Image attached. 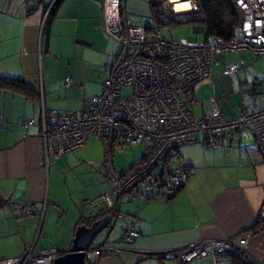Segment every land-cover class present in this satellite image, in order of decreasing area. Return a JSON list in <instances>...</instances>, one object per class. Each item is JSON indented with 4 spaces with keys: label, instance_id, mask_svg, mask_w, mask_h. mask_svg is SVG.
<instances>
[{
    "label": "crops",
    "instance_id": "obj_1",
    "mask_svg": "<svg viewBox=\"0 0 264 264\" xmlns=\"http://www.w3.org/2000/svg\"><path fill=\"white\" fill-rule=\"evenodd\" d=\"M55 1L0 0V77L22 78L35 93L30 97L0 84V260L18 257L28 247L36 252L46 248L66 252L80 218L91 216L85 205L96 198L92 178L86 186L88 192L76 189L69 193L67 205L58 192L63 170L83 164L88 169L84 174L96 172L97 136H90L81 147L47 164L41 153L42 115L52 108L67 112L86 108L109 76L120 42L106 30L105 0H64L44 33ZM219 66L217 56L213 76ZM67 77L74 80L70 86L65 84ZM218 79L210 76L195 84L190 107L196 119L211 113L214 100L218 105L215 96L211 104H199L203 86L224 93ZM245 82L238 81L242 96L236 105L238 114L219 107L222 112L233 117L244 111L243 96L252 88ZM32 118L36 122L24 127L23 120ZM145 149L139 162L148 152ZM178 154L173 165L191 166L193 174L171 198L161 192L143 194L142 184L126 194L120 207L123 217L106 242L121 246L131 226L140 235L121 246L118 253L102 257L99 264H172L163 260L162 251L207 238L239 241L248 235L242 249L251 261L264 264V229L258 230L256 225L264 198V157L251 132L241 130L237 140H226L219 148L203 142L186 144L173 158ZM109 181L101 180L104 193L111 187ZM26 203L35 204L39 213L24 216L20 206ZM56 212L60 216L70 213L64 221L72 224L65 249L47 242L46 225ZM190 264H213V260L200 258ZM228 264L237 263L230 259Z\"/></svg>",
    "mask_w": 264,
    "mask_h": 264
},
{
    "label": "built area",
    "instance_id": "obj_2",
    "mask_svg": "<svg viewBox=\"0 0 264 264\" xmlns=\"http://www.w3.org/2000/svg\"><path fill=\"white\" fill-rule=\"evenodd\" d=\"M128 1L105 0V27L120 42V51L101 91L84 109L67 112L52 108L42 115L41 153L47 164L81 147L92 135L105 146V167L111 187L101 197L87 202L91 214L116 203L120 205L124 196L139 184L143 185V194L154 196L161 192L169 198L175 196L194 172L191 166L171 163L178 149L186 144L203 142L219 148L226 140H237L239 131L248 130L264 157V73L245 94L240 115L225 114L214 100L211 113L198 120L190 107L195 100V84L211 76L220 53L249 51L264 57V0H231L241 13V22L231 39L184 41L165 38L161 27L138 23L127 11ZM144 1L152 6L157 17L200 10L198 0ZM181 4H188V8H178ZM240 69L235 63L227 72L235 76ZM73 83L72 77L65 79L66 86ZM35 122L33 118L25 119L23 126ZM140 144L148 149L144 159L118 172L114 166L117 148L132 149ZM160 164L163 169L156 173ZM20 209L24 216L39 213L33 203L23 204ZM115 217L121 219L123 215L119 212ZM259 219L264 222V198ZM139 235L138 229L129 227L121 246L132 243ZM247 237L239 241L198 240L162 251L161 257L172 264H190L206 257L213 264H228L229 254L244 247ZM121 246L107 242L92 245L86 251L87 264H99L102 257L118 253ZM59 255L55 248L36 252L28 247L22 255L0 260V264H54Z\"/></svg>",
    "mask_w": 264,
    "mask_h": 264
},
{
    "label": "rangeland",
    "instance_id": "obj_3",
    "mask_svg": "<svg viewBox=\"0 0 264 264\" xmlns=\"http://www.w3.org/2000/svg\"><path fill=\"white\" fill-rule=\"evenodd\" d=\"M127 11L130 15L134 16L141 25L154 27L156 29L161 27L165 38L180 41L203 38L202 33H196L195 31V28L200 27V25L191 21V19L199 15L197 12H186L169 17H157L154 14L152 6L144 0H129L127 3ZM218 59L220 61V66L214 76L211 74V78L218 79L220 77L218 83L220 85V91L223 90L224 93L217 94L214 92L213 86H203L199 92V104L201 105L202 102L205 104H211V98L215 96L221 109L224 111L227 109L229 111L226 112L231 115H236L239 110L236 105L239 101H242L241 86H239L238 81H247L249 87L253 85L252 82L254 77L256 76L255 78H258L264 73V58L256 57L249 51H226L220 53ZM232 63L242 66L240 72L235 76L227 74L228 72L226 73V68ZM126 93L128 95L129 91L127 90ZM195 111L198 113L197 109ZM199 119L200 118H198V120ZM145 151L144 144H140L138 147L132 149L117 148L114 152L115 169L119 172L128 168L132 164L139 162ZM179 157L180 155L178 154V157L171 159L172 165L175 164ZM86 168L85 165L80 164L78 166H71L67 171L63 170V173L59 178L58 192L59 198L63 204H69V200H71L69 193H72L76 189L88 192L86 186L87 184L90 185L92 180L96 181V198L101 197L104 193V190L102 191L103 183L101 180L104 178V180L108 179L109 181V178L107 177V169L105 167V146L99 137H96V172L91 173L90 175L89 173L84 174L88 170ZM162 169L163 164H160L155 172H160ZM90 178H92V180ZM85 207L86 210L91 212L89 206L85 205ZM55 214L56 215L48 220L46 225L45 230L49 235L47 242L52 246L58 245L61 249H65L69 247L72 224L69 222L64 223V221L68 219V214L70 213L65 216H60L57 212ZM117 227L115 228L116 230ZM106 232L107 229L97 236L95 243L103 241Z\"/></svg>",
    "mask_w": 264,
    "mask_h": 264
},
{
    "label": "trees",
    "instance_id": "obj_4",
    "mask_svg": "<svg viewBox=\"0 0 264 264\" xmlns=\"http://www.w3.org/2000/svg\"><path fill=\"white\" fill-rule=\"evenodd\" d=\"M63 1L64 0H56L54 4L51 5L47 16L44 33H46V31L48 30L49 24L55 18L57 11ZM198 2L200 10L193 12H197L199 13V15L191 19V21L199 24L203 28V39L209 40L212 37H219L224 40L231 39L234 36L235 31L241 22V13L234 5V3L231 0H198ZM0 84L2 87L14 89L15 91H20L30 97L35 96L34 90L31 89L22 78H11L2 76L0 77ZM121 204L119 205L116 203L111 208L100 209L96 212V216H83L80 218L77 225H91L95 220L108 214L116 216L119 212H121ZM256 225L258 227V230L264 229V222L260 219L258 224ZM96 244L97 243L95 242L93 243V245ZM242 248L243 247H238L235 249V251L231 252L229 254L228 261H230L231 259L232 263L237 264H258L251 261V259H249L248 257V254ZM58 252L62 254L65 251L58 250Z\"/></svg>",
    "mask_w": 264,
    "mask_h": 264
},
{
    "label": "water",
    "instance_id": "obj_5",
    "mask_svg": "<svg viewBox=\"0 0 264 264\" xmlns=\"http://www.w3.org/2000/svg\"><path fill=\"white\" fill-rule=\"evenodd\" d=\"M195 31L196 33H203V28L200 26L195 28ZM91 215L96 216V213ZM118 220L117 217L108 214L95 220L91 225H79L76 228L71 246L55 259L54 264H87L86 251L93 245L97 236L106 229L104 242L108 241V237Z\"/></svg>",
    "mask_w": 264,
    "mask_h": 264
},
{
    "label": "bare ground",
    "instance_id": "obj_6",
    "mask_svg": "<svg viewBox=\"0 0 264 264\" xmlns=\"http://www.w3.org/2000/svg\"><path fill=\"white\" fill-rule=\"evenodd\" d=\"M187 6H188V4H186V5L185 4H181V5L178 6V8H180V9H182V8H188Z\"/></svg>",
    "mask_w": 264,
    "mask_h": 264
}]
</instances>
